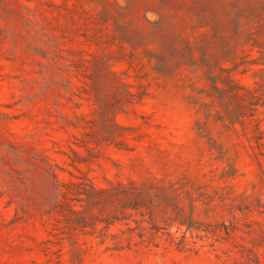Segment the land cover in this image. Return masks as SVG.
Here are the masks:
<instances>
[{
  "label": "rangeland",
  "instance_id": "rangeland-1",
  "mask_svg": "<svg viewBox=\"0 0 264 264\" xmlns=\"http://www.w3.org/2000/svg\"><path fill=\"white\" fill-rule=\"evenodd\" d=\"M0 264H264V0H0Z\"/></svg>",
  "mask_w": 264,
  "mask_h": 264
},
{
  "label": "trees",
  "instance_id": "trees-1",
  "mask_svg": "<svg viewBox=\"0 0 264 264\" xmlns=\"http://www.w3.org/2000/svg\"><path fill=\"white\" fill-rule=\"evenodd\" d=\"M218 90H221V89L218 88ZM127 208H130L131 210H133L135 213H138L143 218L145 215H147V213L143 210H140L136 204L129 205L128 207H126L124 204H121L120 209H121L122 216L121 217L115 216V217H111V219H107L105 221V227L106 228L110 227L114 222L125 223L127 225V228L126 230H123L122 233L129 232V234H135L141 241H144L146 234L149 232L147 228L142 226L141 224L145 222L146 220L145 219H140V220L132 219V213L127 212ZM128 220L133 221L136 225L134 227L128 226V222H127ZM149 228L155 231H159L160 229L165 230V228L157 227V226L155 227L152 226ZM189 228L190 226L187 227V229ZM166 234L168 235L169 239L172 241L173 236L168 232H166ZM150 236H152L151 233H150ZM178 244L184 245V238H181Z\"/></svg>",
  "mask_w": 264,
  "mask_h": 264
}]
</instances>
